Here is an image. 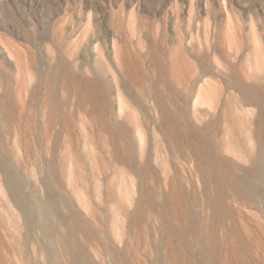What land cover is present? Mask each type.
<instances>
[{
	"label": "rangeland",
	"instance_id": "374dc122",
	"mask_svg": "<svg viewBox=\"0 0 264 264\" xmlns=\"http://www.w3.org/2000/svg\"><path fill=\"white\" fill-rule=\"evenodd\" d=\"M0 74L38 118L0 148L27 196L0 167V264H72L64 243L92 264H204L213 226L221 264H264V0H0ZM216 168L259 187L226 189L223 217ZM24 201L56 205L52 235Z\"/></svg>",
	"mask_w": 264,
	"mask_h": 264
},
{
	"label": "bare ground",
	"instance_id": "6f19581e",
	"mask_svg": "<svg viewBox=\"0 0 264 264\" xmlns=\"http://www.w3.org/2000/svg\"><path fill=\"white\" fill-rule=\"evenodd\" d=\"M68 65L64 63H59L56 68V77L55 78H61L68 74ZM2 76L0 74V86H2ZM86 86L96 92H102L101 86H100V80L96 79L94 81L88 80L86 81ZM22 110H24V113H20L17 111V109L12 105L11 102H9L8 99L3 100L0 98V148L5 149L7 145V137L13 132L14 126H22V125H29V121L32 120V118H36L33 115L35 113L30 106L23 107ZM31 131V130H30ZM30 131L27 133L29 134ZM257 166L258 173L261 174L263 171V164L262 161H264V157L260 156L258 159L254 160ZM206 163L211 164V161H206ZM217 165V163L215 162ZM0 167L5 175L6 182L9 185V187L14 191L13 195L15 198H21L27 197L23 196L22 188L19 182V176L16 173V171L11 167L6 161H0ZM214 175V179L216 181L217 185V195L216 199L213 204V208L217 214L221 213L220 217L226 216L229 214V210L227 207V198L225 191L230 186L234 187L236 191H239L243 187H247L250 191H257L259 189L258 185L249 177L243 176L241 178V184L237 182H233L227 178V176L224 175V172H221L218 170V168L215 169V171H212ZM19 201V200H18ZM21 203V202H20ZM19 203V204H20ZM22 204V203H21ZM23 211H25L26 215L28 216V224L31 229L35 228H41L44 230V233L46 236H50L54 233L56 230L53 223L51 224V219L53 216H59L57 207L54 203L46 202L42 205V209L39 213H36L33 210V205L29 201L23 202ZM26 216V217H27ZM79 224L75 223L74 227L69 229V235L75 237L76 230L78 229ZM83 228V226H82ZM208 228V227H207ZM42 230V231H43ZM176 232V231H174ZM205 235L200 240H197V245L199 247L200 253L203 256V262L205 264L206 259L213 258L217 264H221L219 262L218 258V251L219 246H222L223 244L219 242V239L217 236H215L214 232V226L211 227L208 230H205ZM177 233V232H176ZM217 233V232H216ZM198 234V233H197ZM203 235V234H202ZM199 239V238H198ZM214 240L217 243L218 248H214L213 251L208 250V242ZM48 252L50 255L56 254V248L53 244H49V246H46ZM65 250L67 254L71 257L72 264H92L86 257L82 255V253L79 251V249H75V247L72 245H68L64 243ZM211 249V248H210ZM220 249V248H219ZM179 251V250H178ZM184 252V251H183ZM208 255V256H207ZM156 264H163L160 259L156 260ZM191 264V263H190Z\"/></svg>",
	"mask_w": 264,
	"mask_h": 264
}]
</instances>
